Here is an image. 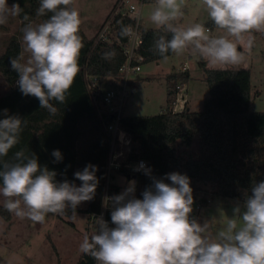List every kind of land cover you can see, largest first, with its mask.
<instances>
[{"label":"clouds","instance_id":"9594fccd","mask_svg":"<svg viewBox=\"0 0 264 264\" xmlns=\"http://www.w3.org/2000/svg\"><path fill=\"white\" fill-rule=\"evenodd\" d=\"M74 4L75 0H40L36 15L51 16L40 23L23 17L27 23L22 29V50L9 61L20 92L37 98L40 107L53 115L57 109L50 102H65L79 72L82 19ZM197 6L222 34L211 35L202 23L180 26L185 0H155L148 19L165 34L154 40V52L167 60L169 52L182 55L191 51L210 66L244 63L246 56L238 51V43L246 40L250 52L255 44L253 33H264V0H199ZM22 11L19 3L9 6L8 0H0V25ZM133 34L130 25L120 29L121 36ZM114 56V51L103 54L104 59ZM0 116V195L9 213L43 224L47 214L63 216L69 209L75 213L82 202L94 198L99 183L95 165L74 173L81 182L77 186L67 179L58 181L56 171L26 149L4 159L20 142L26 121L9 115L7 109ZM51 155L54 163L62 162L59 149ZM133 170L142 171L151 184L141 193L142 198L136 197L134 180L119 194L106 196L111 224L103 215L97 217V232L83 237L81 253L97 264H264V180L251 185L213 234L208 220L201 223L191 215L193 189L186 174L171 172L157 178L144 162Z\"/></svg>","mask_w":264,"mask_h":264},{"label":"trees","instance_id":"16d2710c","mask_svg":"<svg viewBox=\"0 0 264 264\" xmlns=\"http://www.w3.org/2000/svg\"><path fill=\"white\" fill-rule=\"evenodd\" d=\"M8 1L19 3L23 9L18 16L22 22L27 23L23 19L25 15L32 22H42L51 16V13L43 17L36 15L40 0ZM115 24L120 33L121 27L127 26V20L117 19ZM204 26L210 32L218 30L210 19ZM161 34L165 33L143 29L141 54L144 63L163 59L153 50L154 40ZM79 35L83 44L78 58L79 72L66 93L65 102H50L57 109L54 115L41 108L37 98L20 92L16 84L17 74L11 69L9 61L19 55L22 45L16 37L12 38L0 55V73L9 86L0 97V112L7 109L9 115H19L26 121L20 142L4 159L10 160L16 151L26 149L35 153L42 165L56 171L58 181L67 179L75 183H81L74 178L76 171L83 170L88 164L97 166L99 183L95 196L85 208L76 209L91 218L101 211L103 205L108 147L102 121L85 86L84 71L102 79H119L125 57L116 44L95 43V37L88 38L81 27ZM166 35L171 38V34ZM109 51L115 52L114 58L104 59L103 54ZM173 55L168 53V57ZM199 65L208 87V96L201 111H192L186 106L180 112L170 109L153 116L121 118L120 127L133 142L128 160H145L147 167L152 169V175L157 178L171 172H184L190 178L194 202L199 197L200 206H207L215 197L239 202L248 194L253 183L264 180V112L251 110L250 69H213L208 68L203 60ZM190 80L191 74L187 69L167 75L169 107L176 103L179 89ZM111 121L110 115L104 116L103 122L109 124ZM195 139L199 149L197 158L190 153ZM56 149L62 153V162L54 163L51 153ZM117 172L130 176V179L135 177L137 198H142L141 193L152 182L142 171L121 169ZM120 190L119 186L111 184V192L119 194ZM1 210L10 220V213L5 208ZM110 211L108 208L106 221L111 224ZM77 264L97 262L90 255L83 254Z\"/></svg>","mask_w":264,"mask_h":264},{"label":"rangeland","instance_id":"374dc122","mask_svg":"<svg viewBox=\"0 0 264 264\" xmlns=\"http://www.w3.org/2000/svg\"><path fill=\"white\" fill-rule=\"evenodd\" d=\"M115 2L116 0H75L74 6L82 19L80 27L88 38H94L99 33ZM198 3L199 0H185L184 16L178 22L180 26L186 27L192 23L204 24L210 19L207 12L197 6ZM8 4L11 6L13 2L8 1ZM154 4L155 0H146L143 4L142 25L149 30H161L148 19ZM25 23L17 16L10 17L7 24L0 25V55L14 37L22 45V29ZM210 34L218 36L222 32L218 29ZM253 35L255 44L250 52L247 49L246 40L238 43V51L246 56L245 62L239 65L210 66L207 61L192 54L191 51H185L182 55L174 54L167 60L142 64V71L130 76V97L125 103L123 117L153 116L172 110L173 105L169 107L168 103L166 77L171 72L182 68L189 70L191 74V80L186 84L185 91L189 90L194 103L193 109L200 110L204 98L208 96L204 72L199 65L202 60L206 62L208 68L213 69L239 68L240 66H242L240 68L251 69L253 87L251 110L264 112V33H253ZM8 88L5 78L0 73V97ZM183 109L177 108V111L175 109L172 111L180 112ZM190 153L194 158L198 157L197 139L194 140ZM132 180L137 185L134 178L129 179L118 172H113L111 175V183L119 186L122 191ZM76 184L80 185V183ZM198 198L193 204L191 215L201 223L208 220L213 234L226 223L231 216L232 207L238 202L215 197L207 206H200L198 209ZM4 200L5 198L0 195V264H77L83 255L79 249L83 237L85 235L91 237L97 232V220L90 218V215L86 213L77 211L75 213L68 211V214L63 216L49 213L43 224L33 223L27 218L20 219L11 213L8 220L6 212L1 210L4 208ZM87 204L88 201L82 202L78 207L85 208Z\"/></svg>","mask_w":264,"mask_h":264},{"label":"built area","instance_id":"2783aa9c","mask_svg":"<svg viewBox=\"0 0 264 264\" xmlns=\"http://www.w3.org/2000/svg\"><path fill=\"white\" fill-rule=\"evenodd\" d=\"M144 3L145 0H116L111 13L99 33L95 36V43H113L121 49L125 62L119 70V79H102L99 76L90 75L87 71H84L85 86L95 111L102 121V128L108 147L103 205L99 213L92 215V218L95 220L101 215L106 220L109 207H106L105 204L109 206L110 202L105 201V197L115 195L114 192L110 191L112 173L121 169L134 171L133 169L140 162H144L147 166L146 161L142 159L135 162L128 160L129 154L133 149V142L131 137L120 127L125 103L130 97V76L139 74L145 61L141 54L144 41V26L142 25V7ZM117 19L127 20V26L130 25L132 27L134 34L122 38L115 27ZM179 90L181 91L182 87ZM180 93H178V96ZM105 115L111 116V123L106 124L103 122ZM197 201V208L200 209L199 198Z\"/></svg>","mask_w":264,"mask_h":264},{"label":"crops","instance_id":"0c3cea01","mask_svg":"<svg viewBox=\"0 0 264 264\" xmlns=\"http://www.w3.org/2000/svg\"><path fill=\"white\" fill-rule=\"evenodd\" d=\"M85 33V32H84ZM240 67H242V66H240ZM239 67V68H240ZM245 68V67H244ZM183 70H185V68H182L181 70H175V71H183ZM251 70V69H250ZM251 76H252V74H251ZM185 87H186V85H184L183 87H182V90H181V93L179 94V96H178V99H177V102L173 105V107H172V110H176L177 108H179V109H183V108H185L186 106L188 107V109H190V110H194L193 109V107H194V103H193V99L190 97V94H189V90H187V91H185ZM253 88V87H252ZM187 89H188V87H187ZM187 92V93H186ZM206 99V97L204 98V100ZM204 102V101H203ZM202 108H203V103H202V107L201 108H199L200 110H194V111H201L202 110ZM174 110V111H175ZM177 111V110H176ZM122 190H120V192H121ZM89 215V214H88Z\"/></svg>","mask_w":264,"mask_h":264},{"label":"water","instance_id":"95a60500","mask_svg":"<svg viewBox=\"0 0 264 264\" xmlns=\"http://www.w3.org/2000/svg\"><path fill=\"white\" fill-rule=\"evenodd\" d=\"M128 178L130 179V176H128ZM135 178V177H134Z\"/></svg>","mask_w":264,"mask_h":264}]
</instances>
